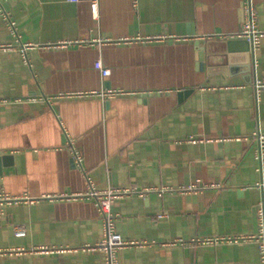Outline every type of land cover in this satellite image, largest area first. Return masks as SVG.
<instances>
[{"label": "crops", "instance_id": "crops-1", "mask_svg": "<svg viewBox=\"0 0 264 264\" xmlns=\"http://www.w3.org/2000/svg\"><path fill=\"white\" fill-rule=\"evenodd\" d=\"M91 1L0 0V264H105L89 183L130 190L111 211L141 243L119 264H260L233 238L256 234L264 199V0L251 51L228 46L246 0ZM104 89L123 92L74 93Z\"/></svg>", "mask_w": 264, "mask_h": 264}, {"label": "built area", "instance_id": "built-area-1", "mask_svg": "<svg viewBox=\"0 0 264 264\" xmlns=\"http://www.w3.org/2000/svg\"><path fill=\"white\" fill-rule=\"evenodd\" d=\"M68 1H79V0H68ZM133 5L136 6L138 0H132ZM91 12L93 15L96 16L97 9H98V2L96 0H92L90 3ZM245 8L248 12V19L243 25V29L238 32L236 35H231V37L236 36H245L248 40L252 42V45L255 44L257 41V38L260 36L261 32L258 28H255V13L252 8L251 0H246L245 2ZM2 17L5 18L7 21L9 27L13 30H15L14 21L9 17V14L6 11H2ZM94 67H96L103 76H106L109 74V68L105 66L102 61L99 59L95 61ZM123 92L121 89L113 90V89H107V90H100V91H83V92H74L76 95H83V94H102L103 96L112 97L115 95H118V93ZM67 94H73V93H67ZM255 143H256V161H257V170L259 173L260 180L258 181L259 184L264 188V133L259 131H256L254 135ZM68 143L71 145V153L72 158L75 163V165L83 171V173L87 176V172L83 166V155L80 153V151L73 145V141L71 139L68 140ZM201 187L197 183H191L189 185H183L180 187L182 191H189L192 189H198ZM130 191L129 189H118V188H106L103 190H99L96 187H94L91 183H89V190L85 193L87 196H90L94 203L98 207L99 214L104 221V236L102 237L101 242H99L96 245H91L89 248L95 249L100 248L106 253V260L105 264H119V258H118V251L123 246L127 245H139L141 242H137L135 240L127 239L123 236H121L115 229V215L111 211V201L121 196V194H124L126 192ZM83 194L76 193L75 196H80ZM257 216H259L258 221V229L256 234L252 235H243L242 237H234L233 239L239 240V239H245V240H253L258 242V247L260 251V264H264V199H262L258 205H257ZM0 208V213H1ZM24 232L23 227L20 225L16 227V233H22ZM226 237L224 238V240ZM232 239V238H227Z\"/></svg>", "mask_w": 264, "mask_h": 264}, {"label": "water", "instance_id": "water-1", "mask_svg": "<svg viewBox=\"0 0 264 264\" xmlns=\"http://www.w3.org/2000/svg\"><path fill=\"white\" fill-rule=\"evenodd\" d=\"M228 46L230 49L243 48L246 51L253 50V45L248 39H229ZM187 91L188 89H186L185 93Z\"/></svg>", "mask_w": 264, "mask_h": 264}]
</instances>
